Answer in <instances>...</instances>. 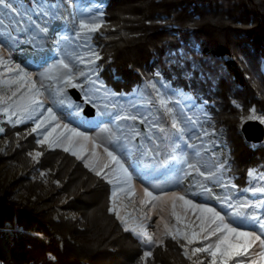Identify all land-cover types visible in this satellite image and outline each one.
Listing matches in <instances>:
<instances>
[{"label": "rangeland", "instance_id": "374dc122", "mask_svg": "<svg viewBox=\"0 0 264 264\" xmlns=\"http://www.w3.org/2000/svg\"><path fill=\"white\" fill-rule=\"evenodd\" d=\"M92 2L0 3V199L46 208L89 251L114 244L125 252L119 264H264V166L246 167L241 178L233 167V156L241 161L233 147L245 154L249 147L242 124H264V102H235L217 125L188 92L157 75L116 95L111 108L92 66L101 54L92 62L81 54L59 85L42 78L34 63L106 29L84 14ZM31 28L45 32L44 47L31 40ZM85 103L94 107L90 117ZM86 181L94 182L82 195L87 207L77 198L69 206ZM2 257L0 264L23 262Z\"/></svg>", "mask_w": 264, "mask_h": 264}, {"label": "trees", "instance_id": "16d2710c", "mask_svg": "<svg viewBox=\"0 0 264 264\" xmlns=\"http://www.w3.org/2000/svg\"><path fill=\"white\" fill-rule=\"evenodd\" d=\"M92 1L84 14L106 29L94 32L84 43L74 39L79 43L74 49L68 42L62 43L51 57L34 63L42 78H51L59 85L65 67L72 69L81 54L86 62L101 54L92 66L95 79L107 91L105 101L111 108L117 107L116 95L131 94L147 80H157V75L170 88L188 92L217 125L219 120L225 121V112L235 111V102L241 106L264 102L260 85L264 82V0ZM114 25L117 27L112 29ZM29 37L36 46L44 47L45 32L31 28ZM0 39L6 42L5 37ZM6 46L14 48L10 43ZM87 120L95 123L96 119ZM245 144L249 146L246 154L240 152L244 147H233L234 155L241 159L233 156L240 178L246 175V167L264 166V144L247 140ZM91 183L86 181L75 188L69 206L75 207L72 200L77 198L80 206L87 207L82 195ZM45 210H27L0 199V255L4 261L12 256L22 264H119L124 251L117 253L114 244L89 251L71 241L76 237L75 228L62 225ZM82 210L79 208L78 213L84 215Z\"/></svg>", "mask_w": 264, "mask_h": 264}, {"label": "water", "instance_id": "95a60500", "mask_svg": "<svg viewBox=\"0 0 264 264\" xmlns=\"http://www.w3.org/2000/svg\"><path fill=\"white\" fill-rule=\"evenodd\" d=\"M68 93L76 101L83 100L80 91L75 87L70 88ZM82 111L85 116L90 117L94 114V107L89 103H85ZM241 131L247 141L260 142L262 139H264V124L258 120L245 121L242 124Z\"/></svg>", "mask_w": 264, "mask_h": 264}, {"label": "snow or ice", "instance_id": "6c2138e0", "mask_svg": "<svg viewBox=\"0 0 264 264\" xmlns=\"http://www.w3.org/2000/svg\"><path fill=\"white\" fill-rule=\"evenodd\" d=\"M3 2V0H0V3H2ZM250 118H252V119H255V117L253 116V117H250ZM262 122H264V121H262Z\"/></svg>", "mask_w": 264, "mask_h": 264}]
</instances>
